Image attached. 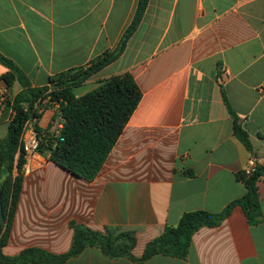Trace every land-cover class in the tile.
I'll return each instance as SVG.
<instances>
[{
    "label": "crops",
    "instance_id": "crops-1",
    "mask_svg": "<svg viewBox=\"0 0 264 264\" xmlns=\"http://www.w3.org/2000/svg\"><path fill=\"white\" fill-rule=\"evenodd\" d=\"M138 2L0 0V54L33 87L47 86L51 77L114 51ZM9 71L0 63V77ZM125 73L142 97L94 180L40 153L26 158L4 254H66L79 226L133 233L132 257L111 258L90 246L64 264H264V0H150L122 55L75 88V98ZM84 86L91 90L79 92ZM21 90L18 81L0 83L1 140L15 116L6 102ZM228 104L251 150L235 136ZM55 114L45 109L43 131ZM250 159L263 171L257 224L235 206L217 226L194 233L185 258L139 261L184 214L221 213L243 198L247 188L238 177Z\"/></svg>",
    "mask_w": 264,
    "mask_h": 264
},
{
    "label": "trees",
    "instance_id": "trees-1",
    "mask_svg": "<svg viewBox=\"0 0 264 264\" xmlns=\"http://www.w3.org/2000/svg\"><path fill=\"white\" fill-rule=\"evenodd\" d=\"M149 1L139 0L133 21L114 51L97 57L88 67L71 69L51 77L47 86L33 87L29 78L0 54V63L10 69L0 77V83L11 87L18 81L22 86L13 100L6 102L13 108L15 116L9 124L7 137L0 139V198L6 219V223L0 225V264H64L90 246L100 247L111 258L132 257L131 252L136 246L133 233L108 231L102 234L79 226L75 228L71 249L63 255L29 248L10 257L4 254L3 249L9 241L12 219L23 185L26 153L20 139L27 122H33L38 133V153L47 156L50 161L90 181L102 169L137 108L142 93L130 73L100 81L97 88L81 98H75L74 90L122 55L142 21ZM48 107L55 108L56 114L48 130L43 131L38 123ZM228 107L234 118L235 136L251 150L248 133L229 104ZM55 124L62 127L52 131ZM262 174L261 169L251 177L240 174L238 178L247 188L243 198L221 213L194 211L184 214L177 226L167 227L160 237L146 246L139 261H147L158 254L185 258L194 233L204 226H217L235 206L243 209L251 224H257L261 217L257 182Z\"/></svg>",
    "mask_w": 264,
    "mask_h": 264
},
{
    "label": "built area",
    "instance_id": "built-area-1",
    "mask_svg": "<svg viewBox=\"0 0 264 264\" xmlns=\"http://www.w3.org/2000/svg\"><path fill=\"white\" fill-rule=\"evenodd\" d=\"M20 141L26 153L25 155L26 158L38 153L40 141L33 122L26 123ZM257 170H258L257 161L255 159H250L246 168L243 171V174L246 177H251L257 172Z\"/></svg>",
    "mask_w": 264,
    "mask_h": 264
},
{
    "label": "water",
    "instance_id": "water-1",
    "mask_svg": "<svg viewBox=\"0 0 264 264\" xmlns=\"http://www.w3.org/2000/svg\"><path fill=\"white\" fill-rule=\"evenodd\" d=\"M6 223V219H5V216H4V213H3V206H2V201H1V198H0V225H3Z\"/></svg>",
    "mask_w": 264,
    "mask_h": 264
},
{
    "label": "rangeland",
    "instance_id": "rangeland-1",
    "mask_svg": "<svg viewBox=\"0 0 264 264\" xmlns=\"http://www.w3.org/2000/svg\"><path fill=\"white\" fill-rule=\"evenodd\" d=\"M86 90H91V89H88V87L84 86V88L82 90H79V92H85Z\"/></svg>",
    "mask_w": 264,
    "mask_h": 264
}]
</instances>
